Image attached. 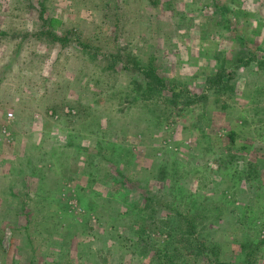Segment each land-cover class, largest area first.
Wrapping results in <instances>:
<instances>
[{
	"label": "rangeland",
	"instance_id": "obj_1",
	"mask_svg": "<svg viewBox=\"0 0 264 264\" xmlns=\"http://www.w3.org/2000/svg\"><path fill=\"white\" fill-rule=\"evenodd\" d=\"M8 113L0 264H264V0H0Z\"/></svg>",
	"mask_w": 264,
	"mask_h": 264
},
{
	"label": "crops",
	"instance_id": "obj_2",
	"mask_svg": "<svg viewBox=\"0 0 264 264\" xmlns=\"http://www.w3.org/2000/svg\"><path fill=\"white\" fill-rule=\"evenodd\" d=\"M68 113H69V111H67ZM10 115H12V116H10ZM47 117V116H46ZM13 118V114H11V113H8V114H6V117H5V119H4V121H5V123H6V125H3V126H0V135H4V137L6 136V135H8L10 138H11V136H12V134H13V131H12V126H10V122L12 121L11 119ZM5 139H9V138H7V137H5ZM6 140V142H7V145H10L11 144V146L13 145L12 144V142H13V138L11 139V141H7ZM9 147V146H8ZM14 148V147H13ZM46 148V147H45ZM35 161H33V163L32 164H35V163H37V162H35ZM38 164V163H37Z\"/></svg>",
	"mask_w": 264,
	"mask_h": 264
},
{
	"label": "trees",
	"instance_id": "obj_3",
	"mask_svg": "<svg viewBox=\"0 0 264 264\" xmlns=\"http://www.w3.org/2000/svg\"><path fill=\"white\" fill-rule=\"evenodd\" d=\"M152 70H153V69H151V71H152ZM149 71H150V70H149ZM158 81L161 82V83H163V80H162V79H159Z\"/></svg>",
	"mask_w": 264,
	"mask_h": 264
},
{
	"label": "built area",
	"instance_id": "obj_4",
	"mask_svg": "<svg viewBox=\"0 0 264 264\" xmlns=\"http://www.w3.org/2000/svg\"><path fill=\"white\" fill-rule=\"evenodd\" d=\"M10 116H12V115H10Z\"/></svg>",
	"mask_w": 264,
	"mask_h": 264
}]
</instances>
